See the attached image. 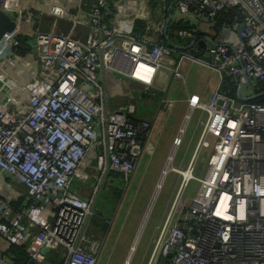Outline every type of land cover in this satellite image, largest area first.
Here are the masks:
<instances>
[{
  "label": "built area",
  "instance_id": "1",
  "mask_svg": "<svg viewBox=\"0 0 264 264\" xmlns=\"http://www.w3.org/2000/svg\"><path fill=\"white\" fill-rule=\"evenodd\" d=\"M20 2L0 0L17 23L25 13ZM57 2L52 12L68 25L34 29L25 42L31 59L16 50L18 25L0 39V53L8 50L0 70L29 76L0 99V181L9 174L24 188L19 209L0 194V238L23 246L29 264H97L90 223L98 185L83 197L75 184L90 173L99 183L108 172L131 181L153 128L137 116L135 99L110 104L107 74L139 82V97L168 104L157 94L172 78L185 83L184 66L193 65L216 83L207 100L187 97L171 152L195 110L205 121L189 161L175 166L169 155L159 175L156 190L168 172L180 178L146 264H264V101L257 99L264 95V0H96L89 10L79 0L73 15L68 2ZM137 19L144 20L140 33ZM173 22L182 27L171 31ZM139 62L152 68L150 81L134 74ZM201 148L211 153L198 176ZM192 180L197 187L187 201Z\"/></svg>",
  "mask_w": 264,
  "mask_h": 264
},
{
  "label": "rangeland",
  "instance_id": "2",
  "mask_svg": "<svg viewBox=\"0 0 264 264\" xmlns=\"http://www.w3.org/2000/svg\"><path fill=\"white\" fill-rule=\"evenodd\" d=\"M61 1L63 3L68 2L72 6L76 5L79 2V0H61ZM87 1L90 2V0ZM119 1L120 0H113L112 3L117 4V2ZM52 2L53 0H44L43 5L45 7H49ZM55 3H56L55 5H57L58 3L57 0H55ZM22 4L24 9H26V6L29 5L33 7L30 9H34V11H36L37 9L39 10V7L41 6L42 3L36 2L34 4L33 3L26 4L25 1L22 0ZM152 5L154 6V4ZM161 5L162 4L160 3V6ZM62 8L64 9L63 4H61L60 7H56L55 9L57 12L59 11L61 12ZM152 10L154 11V7H152ZM71 14L73 15V12H71ZM44 15L47 16V14ZM42 16L43 15L40 16L39 23L37 26H40V28H48L49 26H51V23L47 21L45 18H42ZM155 19L159 20L160 17H157ZM22 42L24 43V41ZM196 71L198 74L196 73ZM200 73H203L202 70L199 68L196 69V66H193L190 69L187 76H185L188 86L191 85V81H195V79H198ZM136 85L139 88L140 87L143 88V85L140 84L139 82H136ZM106 86L109 92V97H110L109 102L111 105H123L128 103V101L130 100L132 103H134V99H135V106H137V114L143 118H147L149 120L151 119L152 121H155L156 120L155 114L159 109L160 110L163 109V106L157 107L158 102H156V100L147 101L145 99L146 97L145 98L144 96H142L143 98L139 97L138 96L139 89L133 85L132 80H130L124 75L113 76V74L108 73ZM166 94L167 92L163 93V96L165 95L166 97ZM150 112H151V117L149 114ZM185 112L186 110L184 111V113ZM147 114L149 115L147 116ZM169 120L170 119L167 120L168 121L167 126L169 125V122L171 126L169 128H166L165 132L159 133V136L157 138L156 145H157V149L160 148V150L150 151L149 156L154 152L153 156H151L149 161V163H151L152 165L155 162L154 159H156L160 154L158 151L160 152L164 151V146H167V142H166L167 139L165 134L168 132L167 135H169L171 134L169 133L170 131L173 132L175 130L174 121L173 120L169 121ZM204 121H205V114L203 112H200L199 110H195L191 114V117L187 125H184L183 131L180 134V142L179 144L176 145L174 153L171 152L172 147H170L171 148L170 151L165 153L162 152V154H164L165 156V159L163 166L159 169L160 173L163 169H165L167 158L169 155L173 156L172 162L175 166H179L181 164V163L177 164L179 162L178 159H180V162L182 161L184 163L187 162V159L191 157L193 150L197 144V140L203 128ZM180 125L181 122L176 130L174 137L172 138V144L175 136L178 133V129L180 128ZM209 154H210V150L208 149L201 148L198 150V152L195 155V160L197 163L196 170L194 167L195 171L193 170V174L198 176L202 175L201 173L204 170L206 161L209 158ZM153 169L155 168H151L150 164L145 168L142 166L141 168L136 170L135 177L131 181L125 180L121 176V174L108 172L109 174L108 177L106 176L107 178L106 177L102 178L101 181L98 183V175H96V173H90L86 179L78 181L75 184L78 193H80L81 196L83 197H89L91 192L94 190V187L98 185L95 194L94 216L92 217L90 223V231L94 234L96 241L95 248H96L97 260H98L97 264H119V260H121V258L124 257L123 260L121 261V263L123 264L124 260H126L125 257L127 255L129 247L127 248L122 247L123 245L122 243L124 242L125 234L131 232L133 227L134 228L136 227V229L139 228V233H138L139 235L135 244H133L134 251H132L131 253L132 255L130 254L131 258L129 264L147 263L149 253L152 247V243H150V240L148 238L149 237L148 229L150 227V223H152L154 219L160 217L162 213L164 214L165 200L171 195H173L180 178L177 173L168 172L165 175L160 188L158 190H154L157 182L153 183L154 184L153 185L150 181L152 179L151 173ZM111 175L115 179L114 181L109 180V176ZM196 187H197L196 181L192 180L191 182H189L186 191L184 193V196L187 201H189L190 197L194 194ZM1 191L2 190L0 187V193H3ZM15 191H17L20 194L18 196L24 194V188L20 184L16 185ZM142 220H144L143 225H141ZM125 228H126V232L124 234V232L122 231H124ZM114 238L117 239L118 242L113 246V244L110 245V240H113ZM106 239L108 245L106 243L107 246L104 247L103 240L105 241ZM102 246L104 247V249ZM99 250L101 251L100 259H99Z\"/></svg>",
  "mask_w": 264,
  "mask_h": 264
},
{
  "label": "crops",
  "instance_id": "3",
  "mask_svg": "<svg viewBox=\"0 0 264 264\" xmlns=\"http://www.w3.org/2000/svg\"><path fill=\"white\" fill-rule=\"evenodd\" d=\"M24 1L26 4H30V3L34 4L36 2L42 3L40 6L41 8L39 7V10L37 9L36 11H34V9H30V7H28L27 9H24L25 10V13L23 14L24 16L21 18L20 22L17 23L18 30L16 32V37L18 38V36L21 34L24 35V40H23L24 43L19 45L18 48L16 47L17 48L16 50H18L24 56L26 55L28 59H31L33 56L32 48L30 47V45L25 44V42H26V40L30 39V37H32L33 32L35 31L34 29H48L50 27L51 28L52 27H65L66 25H68V22L66 20H63V19L59 20L57 17V14L52 12V8H51L52 5L56 6L55 0H53V2L51 3V5L49 7H45L43 5L44 0H24ZM57 1L60 2V0H57ZM21 2H22V0H21ZM87 2L83 3L82 5L84 6L83 7L84 9L89 10L90 6L92 5V3L94 1L91 2L90 4H88ZM68 6L70 7V10H71V12H73V14H75L77 12V10H76V9H78L77 4L73 5V6L68 4ZM31 8H33V7H31ZM44 14H47V16H45ZM41 15H43L42 18H45L47 21H49L51 23V26H49L48 28H40V26H37L39 23V18ZM82 16L83 15H81L80 17H82ZM27 26H28V30L26 29ZM84 27H85V25H81V26H79V29L84 30ZM198 28L200 31L203 32V35H206L208 37L211 36L210 33L204 32L206 30L204 24H200V26ZM10 48H12V47H10ZM7 51L8 50H5V51H3V53H0V63L5 62L4 58L7 56ZM6 67H8V66H6ZM192 67H193V65H185L184 66L185 76H187V74L189 73V71ZM7 70L8 69H6L5 67L3 68V70L2 69L0 70V99L2 97H4L2 92L8 91V86L14 85L16 83H25L29 80V77L26 79H22L23 75H20L19 77L15 78L14 73H16L17 71H12L11 73H8ZM202 72L203 73L199 74L200 76L198 75L199 76L198 79H195V81H191L190 86H188L187 81L184 84L180 79H173V78L170 79L168 81L167 88L164 91L165 93L167 92L166 99L169 100L168 104H167L168 106L164 102L156 101V102H158V104H161V105L157 104V107L163 106V109H161V110L159 109L160 111L159 110L157 111V113L155 114V118H156L155 121H152L150 119V121H152V123H153L151 136H150V139L147 143L146 151L144 152V155L141 158V160L137 166V169H139L142 166L145 168L150 164L151 168H155L152 170V173H151L152 179L150 181L152 184L158 181V178L160 175L159 169L164 164L165 156H164V154H162V152L163 153L168 152L171 149L170 147H172L171 146L172 138L174 137L176 130H177V128H178V126L182 120L183 113L186 110L187 97L192 93V94L198 95L203 100H207L210 96L211 90L214 88V85L216 83L215 75L213 73H209V72L207 73L206 71H202ZM25 73L28 74V71L26 70ZM196 73H197V71H196ZM133 85L138 87L135 82H133ZM158 96H160L162 98L163 92L158 93L157 97ZM149 114L151 117V112ZM149 114H147V116ZM137 116H139V115L137 114ZM139 117H141V116H139ZM164 119H165V121H164ZM168 119H170L169 121H171V120L174 121L175 130L173 132L170 131L169 133H171V134H169V135H167L168 132L165 134L166 139H167L166 140L167 146H164V151H162V152L158 151L160 154L156 159H154L155 162L152 165L151 163H149V161H150L151 156H153V153H154L153 151L160 150V148L157 149V145H156L159 133L165 132L166 128H169L171 126L170 122H169V125L167 126V123H168L167 120ZM151 150H153L152 151L153 153L149 156ZM210 153H211V151H210ZM209 157H210V154H209ZM189 158L187 159V162L189 161ZM208 160H209V158H208ZM208 160L206 161V165H207ZM178 161L179 162L177 164H180V163L183 164L184 163L183 161L180 162V159H178ZM196 164L197 163L195 160V162H194L195 170H196ZM206 165H205L204 170L201 174L204 173ZM193 170H194V168H193ZM134 177H135V175H134ZM134 177H133V179H134ZM109 180L114 181L115 179L113 177H109ZM18 184H19L18 181L13 176H11L9 174H4L3 178L0 181V187L2 190L1 192H3L0 194L3 195L4 198L7 199V197H8L11 201H16V200L19 201V199L21 200L20 206L16 207V209H19L23 205V202H24L23 201V194L21 196H18L20 194L17 191H15L16 185H18ZM154 190H156V189L154 188ZM168 198L165 200V205H166ZM165 205H164V211H165ZM163 215L164 214L162 213L160 217H158L157 219H154L152 221V223H150V227L148 229V233H149L148 238L150 240V243H152L151 242L152 236L156 230V227L159 225L160 221L162 220ZM142 221H144V220H142ZM141 225H143V223ZM122 232H124V234H125L126 228ZM138 233H139V228L136 229V227L135 228L133 227L131 232H129L128 234H125V239H124V242L122 243L123 244L122 247H125V248L129 247V250H130V247L132 244H134ZM126 236H127V239H126ZM107 239H108V236H107ZM107 239L105 241L103 240L104 247H106L108 245ZM117 242H118V240L114 238L113 240H110V245L113 244V246H114V244H117ZM106 243H107V245H106ZM0 247L4 250L8 247V245H6L5 241L2 238H0ZM104 247H103V249H104ZM129 250L127 252V256L129 255L128 254ZM127 256H126V258H127ZM1 258L5 260L6 264H11L9 262L10 260L5 255ZM123 258L124 257H122L121 260H119V264H122L121 261L123 260Z\"/></svg>",
  "mask_w": 264,
  "mask_h": 264
},
{
  "label": "trees",
  "instance_id": "4",
  "mask_svg": "<svg viewBox=\"0 0 264 264\" xmlns=\"http://www.w3.org/2000/svg\"><path fill=\"white\" fill-rule=\"evenodd\" d=\"M94 0H90V2H93ZM217 19L222 20L223 17L221 16V14H218ZM144 25V20L143 19H137L134 23V27H133V31L135 33H140L142 31V27ZM178 27H182L180 22H173L170 24V30L173 31L174 29L178 28ZM28 30V26L26 28ZM170 37L172 36L171 34H169ZM18 40L19 41H23L24 40V35H19L18 36ZM18 48V47H17ZM20 75L22 76V79H26L28 78V74L25 73L24 71H17L16 73H14L15 78L19 77ZM258 100H263L264 101V95H261L257 98ZM255 100V99H254ZM117 174V173H116ZM20 199L19 201H11V203L13 204L14 208L20 206ZM0 220H2V217H0ZM6 256L10 261L11 264H29V256L27 254V252L25 251L23 246H17L14 244H10L8 245V247L4 250L0 247V257Z\"/></svg>",
  "mask_w": 264,
  "mask_h": 264
},
{
  "label": "water",
  "instance_id": "5",
  "mask_svg": "<svg viewBox=\"0 0 264 264\" xmlns=\"http://www.w3.org/2000/svg\"><path fill=\"white\" fill-rule=\"evenodd\" d=\"M16 27H17V22L7 12H5L3 9L0 8V39L5 33L14 31ZM246 82H247V78L241 84V87L238 91V97L240 99H246L241 96L242 88L246 84ZM254 98L255 96L249 98L248 100H251Z\"/></svg>",
  "mask_w": 264,
  "mask_h": 264
},
{
  "label": "bare ground",
  "instance_id": "6",
  "mask_svg": "<svg viewBox=\"0 0 264 264\" xmlns=\"http://www.w3.org/2000/svg\"><path fill=\"white\" fill-rule=\"evenodd\" d=\"M133 72L139 78L144 79L146 81H150L152 68L149 65H146L145 63L139 62L137 64V66L134 67ZM183 173H184L185 177H189V171H183ZM142 223H143V221H142ZM138 235H137V237L135 239V242H136V240L138 238ZM135 242H134V244H135ZM132 251H133V244H132V247L130 249L129 255L127 256V258H126V260L124 261L123 264H128L129 258H130V254L132 253Z\"/></svg>",
  "mask_w": 264,
  "mask_h": 264
},
{
  "label": "clouds",
  "instance_id": "7",
  "mask_svg": "<svg viewBox=\"0 0 264 264\" xmlns=\"http://www.w3.org/2000/svg\"><path fill=\"white\" fill-rule=\"evenodd\" d=\"M108 1H110V2L112 3L113 0H108ZM86 2H87V0H86ZM86 2H85V3H86ZM95 2H96V0H94L93 3H95ZM87 3L90 4L91 2H87ZM93 3H92V4H93ZM68 4H69V3H68ZM69 5H70V4H69ZM9 15H10V14H9ZM10 16H11V15H10ZM11 17H12V16H11ZM7 33H9V32H7ZM5 34H6V33H5ZM2 37H3V36H2ZM22 43H23V42L21 41L19 45H21ZM25 44H26V43H25ZM19 45H18V46H19ZM109 177H113V176L111 175V176H109ZM133 251H134V250H133ZM131 255H132V254H131ZM131 255H130V258H131ZM126 256H127V255H126ZM125 258H126V257H125ZM130 258H129V262H130ZM124 261H125V260H124ZM129 262H128V264H129ZM123 263H124V262H123Z\"/></svg>",
  "mask_w": 264,
  "mask_h": 264
}]
</instances>
